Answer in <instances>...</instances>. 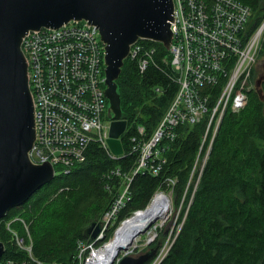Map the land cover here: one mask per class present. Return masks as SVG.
Instances as JSON below:
<instances>
[{"label": "trees", "instance_id": "1", "mask_svg": "<svg viewBox=\"0 0 264 264\" xmlns=\"http://www.w3.org/2000/svg\"><path fill=\"white\" fill-rule=\"evenodd\" d=\"M239 1L251 9L248 28L255 30L264 20V0ZM152 44L158 52L152 57L143 53L147 67L142 69L138 61L127 59L117 80L122 119L128 125L121 137L124 157L113 159L103 147L92 143L86 159L75 162L70 173L57 174L11 211V216L20 215L29 225L36 260L78 264V242L88 240L85 230L102 220L123 188L122 175L115 172L128 173L134 167L136 154L131 151L130 138L149 139L171 103L177 84L175 71L166 62L169 52L161 43ZM259 55H264V38ZM206 91L215 98L219 93L218 88ZM208 125L209 120L180 125L175 140L163 141L166 163L156 176H135L131 200L99 245L110 241L125 220L146 209L157 193L164 191L172 193L180 209V230L160 264H264V100L258 89L249 92L243 110L225 114L195 184L197 175L193 181L190 178L196 157L207 132L202 147V153L206 152L214 129ZM138 127L146 130L144 137L138 135ZM164 234L161 231L152 245L163 243ZM0 241L6 246L7 258L29 261L24 251L10 244L3 225Z\"/></svg>", "mask_w": 264, "mask_h": 264}, {"label": "built area", "instance_id": "2", "mask_svg": "<svg viewBox=\"0 0 264 264\" xmlns=\"http://www.w3.org/2000/svg\"><path fill=\"white\" fill-rule=\"evenodd\" d=\"M173 38L169 61L175 71L177 91L147 140L131 137V151L136 154L134 167L128 173L120 170L124 185L114 203L102 217V231L95 240L78 242V264L106 263L101 254L109 243L99 245L115 226L121 211L131 200L130 187L138 174L158 175L166 163L163 141H173L180 125L208 122L214 126L206 152L202 147L196 157L191 178L197 184L208 160L213 141L228 111L239 113L249 101L251 75L259 58L264 35V22L253 31L248 28L251 9L239 0H173ZM150 40L140 39L131 48L128 59L138 61L145 69L157 47ZM22 49L28 63L30 89L34 99L36 141L30 158L35 164H50L59 173H70L75 162L86 159L92 143L103 147L113 159L123 158L109 149V101L105 95V45L96 27L86 21H71L58 29L31 31L24 38ZM218 88L219 93L206 89ZM160 92L159 89H156ZM215 98V99H214ZM128 125L125 133H127ZM138 135L146 130L138 127ZM123 147V146H122ZM201 167L196 171L197 165ZM57 168L59 170H57ZM174 185L175 181L170 180ZM10 235V244L26 253L29 261L7 258L0 264H44L33 257V241L29 225L9 214L0 220ZM174 242V241H173ZM163 246L150 264H160L169 252ZM115 264H118L116 261Z\"/></svg>", "mask_w": 264, "mask_h": 264}, {"label": "water", "instance_id": "3", "mask_svg": "<svg viewBox=\"0 0 264 264\" xmlns=\"http://www.w3.org/2000/svg\"><path fill=\"white\" fill-rule=\"evenodd\" d=\"M173 20V0H0V220L55 177V169L50 164H35L30 158L36 141V125L28 63L22 49L28 33L58 29L71 21H86L98 29L105 45L108 146L119 156L123 152L121 137L127 122L122 119L117 80L131 46L138 40L161 43L170 49ZM259 86L260 81L256 88ZM258 92L263 100L262 90ZM155 220L140 225L133 235L150 232ZM101 231V222H94L84 236L95 240ZM160 244L132 256L131 241L121 242L110 262L146 264L154 260ZM5 251V244L0 241V261Z\"/></svg>", "mask_w": 264, "mask_h": 264}, {"label": "bare ground", "instance_id": "4", "mask_svg": "<svg viewBox=\"0 0 264 264\" xmlns=\"http://www.w3.org/2000/svg\"><path fill=\"white\" fill-rule=\"evenodd\" d=\"M172 207L171 199L166 196V194L160 193L152 199L146 209L139 211L138 214L131 216V218L122 223L115 236L107 245L106 250L101 254V256H104L106 263H108L112 255L117 252L121 242L124 244L127 241H131V246L139 242L141 236H134L133 231L140 225H143L150 219H156L155 226L163 225L169 218L173 209Z\"/></svg>", "mask_w": 264, "mask_h": 264}, {"label": "rangeland", "instance_id": "5", "mask_svg": "<svg viewBox=\"0 0 264 264\" xmlns=\"http://www.w3.org/2000/svg\"><path fill=\"white\" fill-rule=\"evenodd\" d=\"M263 22H264V20H263ZM263 38H264V35H263ZM262 41L260 43L259 54H260L261 47H262ZM258 64H260V66ZM254 70H255V75L252 73L250 84H252V88L254 89L257 86V82L260 81V86L257 87L256 89H258V90L261 89L262 90V98L264 100V89H263V87H264V85H263L264 84V55H259L257 64L254 67ZM200 167H201V165L198 164L197 168H196V171H198ZM188 188H187V191H188ZM160 193L166 194V196H168L171 199L172 206H173L172 207L173 208L172 212L170 213L169 218L166 220V222L163 225H157L152 230H150L149 233L141 235L139 242H137L134 246H131V249L134 248V251L132 253H130V255H132V256H137L139 254H143V253L149 251L151 248L155 247L156 245L154 246V244L152 245V243H154L159 238V233L161 231L166 233V235L164 234L163 243L160 244L159 250L163 246L169 247V245L175 239V236H176L175 234L178 233L179 230H180V225H179L180 209L177 208V206H176V204H175V202L173 200L172 193L171 192L165 193L163 191V192L157 193V195L160 194ZM14 216H18V215H14ZM118 228H117V230H118ZM150 240L152 241L151 243H149ZM110 241H108L107 243H109ZM120 255H123V253L120 254Z\"/></svg>", "mask_w": 264, "mask_h": 264}, {"label": "flooded vegetation", "instance_id": "6", "mask_svg": "<svg viewBox=\"0 0 264 264\" xmlns=\"http://www.w3.org/2000/svg\"><path fill=\"white\" fill-rule=\"evenodd\" d=\"M260 66V64H258ZM264 85V84H263Z\"/></svg>", "mask_w": 264, "mask_h": 264}]
</instances>
